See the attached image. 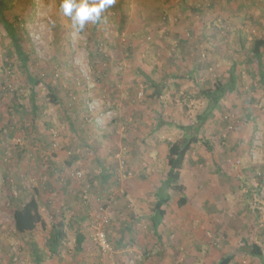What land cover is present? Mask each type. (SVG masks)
Here are the masks:
<instances>
[{
  "label": "rangeland",
  "instance_id": "obj_1",
  "mask_svg": "<svg viewBox=\"0 0 264 264\" xmlns=\"http://www.w3.org/2000/svg\"><path fill=\"white\" fill-rule=\"evenodd\" d=\"M196 1L204 19L187 10L190 0H116L97 26L102 50L95 56L94 24L75 31L60 0H9L43 82L34 116L23 77L0 71V264H35L30 241L48 251V231L62 216L64 248L44 264H218L227 255L231 264H261L241 248L247 238L264 250V90L250 55L253 42L264 39V0ZM203 25L206 37L197 35ZM8 49L0 38V70ZM234 65L239 87L201 132L214 148L197 145L189 154L187 205L180 208L172 194L159 241L150 217L168 147L183 136L178 126L205 108L199 91L230 82ZM144 74L165 86L162 97L152 96ZM9 121L12 128H4ZM21 192L37 200L46 224L32 237L14 228ZM99 223L111 252L95 241ZM78 233L86 238L82 250Z\"/></svg>",
  "mask_w": 264,
  "mask_h": 264
},
{
  "label": "trees",
  "instance_id": "obj_2",
  "mask_svg": "<svg viewBox=\"0 0 264 264\" xmlns=\"http://www.w3.org/2000/svg\"><path fill=\"white\" fill-rule=\"evenodd\" d=\"M8 2L9 0H0V38L6 40L9 45V49L5 54V57L8 60L3 63V69H1L0 71L2 72V70L5 69L10 70L11 72L15 71L16 74H19L21 77H23L25 84L29 86L31 90V114L37 116L39 107L37 105L36 92L37 88L40 86L43 80L37 77L33 72L36 58L30 52L31 50L28 46V37L22 29L24 21L20 16H13L10 13V6L8 5ZM190 6L191 7H187V10L190 9L191 11L202 15L204 19L205 10H203L204 8L202 7V5H197L196 0H190ZM203 6H205V4ZM182 9L185 10L186 6H182ZM187 10H185V12ZM98 24L99 22L95 23L89 30L90 39L97 46L95 56H98V52L102 50L97 40ZM224 25H227V22L224 23ZM230 25L227 30L231 33L232 27H230ZM205 27L206 25H203L202 28L205 29ZM214 27L215 30L210 29V32H217V24ZM250 55L253 56L252 58H255L259 61V63L256 65L257 70L255 71L253 77H256L259 80V83L257 84L261 89L264 90V39L259 38L253 42ZM203 57L205 56L203 55ZM92 58L93 60H95L97 57L94 58L92 56ZM245 63L248 64L247 61H245ZM236 66L237 65H234L230 70V82L228 81L226 84H224L222 83V81H218L214 84L213 87L201 89L199 91V96L207 102L205 108L202 112L197 114L195 120L192 121L189 125L184 124L182 126H178V128L181 129L183 136L179 140L171 143L168 147L167 172L165 175V179L162 181L161 187L158 189L161 195L160 198H157V204L154 208V214L151 217L153 229H155L156 235L159 239H161V237L158 236L157 230L160 224H162L165 219V216L167 214L165 206H167L172 201V194L179 196L178 206L180 208L187 205V198L184 197L187 188L183 184L182 179L183 171L189 154H191L193 148L197 145H201L210 151L214 148L213 143L209 139H204V137H201V132L205 128L206 124L215 117V113L217 112L219 105L223 101L225 96L229 93H234L237 90V87H239V80L237 79V76L239 75L236 72ZM139 70L142 71V69ZM144 76L146 77L147 81L149 80V84H151L153 90L152 96L154 98L162 97L165 86H163V84L159 82L157 83L148 75L144 74ZM46 86L50 92L53 102L55 104H60L58 94L55 92L54 88L50 85ZM0 93H3L1 89ZM16 106L17 103L14 108ZM17 109L23 112L26 111L23 105H18ZM10 122L11 121H9L4 128L11 129L12 126H10ZM159 126L161 125L159 124ZM2 131L3 130H1L0 133H2ZM10 136H12V131ZM218 171L220 172V170ZM220 173L222 174V172ZM103 176L107 179V176L105 174H103ZM12 218L14 220L15 232L20 236L32 237L41 226H43L44 228L46 226V224L42 221V216L39 211V204L37 200L34 197L28 200L23 192L19 194L17 203L13 206ZM63 219L64 216H62V219L56 217L52 227L48 231V251H43L42 248L39 247L38 242L35 239H32L30 241L29 246L32 249L31 251L35 264H44L46 260L54 258L61 253L62 249L64 248L63 245L66 238V225ZM243 240L244 243L241 248V252L254 257L255 259H258L261 264H264V250L261 248V246L259 247L256 244L249 243L247 238ZM122 241L123 239H121V241H118V243L121 245ZM85 242V235H83L82 233H78L77 246L79 250L83 249ZM45 252L46 254H44ZM234 260L235 258L233 256L227 255L221 258L218 264H231Z\"/></svg>",
  "mask_w": 264,
  "mask_h": 264
},
{
  "label": "clouds",
  "instance_id": "obj_3",
  "mask_svg": "<svg viewBox=\"0 0 264 264\" xmlns=\"http://www.w3.org/2000/svg\"><path fill=\"white\" fill-rule=\"evenodd\" d=\"M116 0H60L59 11L71 21V27L82 32L88 23L105 22V11L115 4Z\"/></svg>",
  "mask_w": 264,
  "mask_h": 264
},
{
  "label": "built area",
  "instance_id": "obj_4",
  "mask_svg": "<svg viewBox=\"0 0 264 264\" xmlns=\"http://www.w3.org/2000/svg\"><path fill=\"white\" fill-rule=\"evenodd\" d=\"M95 241L103 252H111L113 250V246L111 245L107 233L101 223L95 228Z\"/></svg>",
  "mask_w": 264,
  "mask_h": 264
},
{
  "label": "crops",
  "instance_id": "obj_5",
  "mask_svg": "<svg viewBox=\"0 0 264 264\" xmlns=\"http://www.w3.org/2000/svg\"><path fill=\"white\" fill-rule=\"evenodd\" d=\"M198 31H199V33L197 34L198 36H201V37H206L207 36V30L206 29H204V28H200V29H197ZM207 212V211H206ZM154 214V210H153V212H152V214H151V217H152V215ZM182 217H183V214H180ZM151 217H150V221H151ZM165 218H166V216H165ZM132 222L131 223H134V221L133 220H131ZM183 221V220H182ZM164 222V221H163ZM162 222V223H163ZM194 222H195V220H194ZM132 226V225H131ZM161 226V225H160ZM160 226H159V228H158V230H157V234H158V236H161L160 234H159V229H160ZM152 227H153V225H152ZM153 231H154V235H155V238L156 239H158L159 241H160V239L157 237V235H156V231H155V229H153ZM121 239H123V241L121 242V244H122V246H126V244L125 243H127V237H124V236H122V235H120L119 237H118V241H121ZM157 240V241H158ZM122 252H124V251H122Z\"/></svg>",
  "mask_w": 264,
  "mask_h": 264
}]
</instances>
